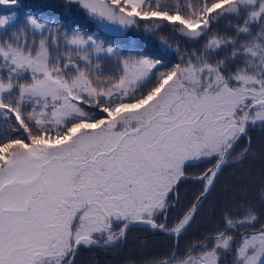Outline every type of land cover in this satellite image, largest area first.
I'll list each match as a JSON object with an SVG mask.
<instances>
[{
    "label": "snow or ice",
    "instance_id": "6c2138e0",
    "mask_svg": "<svg viewBox=\"0 0 264 264\" xmlns=\"http://www.w3.org/2000/svg\"><path fill=\"white\" fill-rule=\"evenodd\" d=\"M64 8L93 31L0 16V264H78L135 229L168 241L144 264H264V0Z\"/></svg>",
    "mask_w": 264,
    "mask_h": 264
},
{
    "label": "trees",
    "instance_id": "16d2710c",
    "mask_svg": "<svg viewBox=\"0 0 264 264\" xmlns=\"http://www.w3.org/2000/svg\"><path fill=\"white\" fill-rule=\"evenodd\" d=\"M14 9L19 14L20 19L28 12L42 10L45 14L52 15L55 19L64 25V28L71 31L73 28H81L86 32H92L91 25L83 18V14L76 8H64V0H18L16 5H0V16L8 15L9 11ZM164 36H171L168 32L163 33ZM137 39L141 42L143 50L148 54H155L159 47L157 38H150L145 44L143 37ZM185 45H182L184 47ZM176 54L168 53V63L175 62ZM257 141H260L261 134L257 131L255 134ZM193 185L188 184L181 188L182 194L190 195L193 191ZM207 222L203 221L202 226H206ZM147 243L148 247L143 245ZM168 241L163 236H152L140 229L133 230L128 237L126 244L118 248L112 249H91L84 250L78 257V264H133L140 262L144 264V260L151 259L167 249Z\"/></svg>",
    "mask_w": 264,
    "mask_h": 264
}]
</instances>
